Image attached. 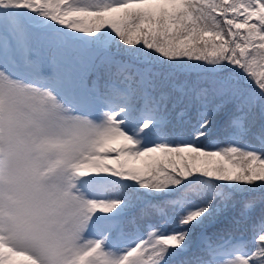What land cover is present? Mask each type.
<instances>
[{
	"label": "snow or ice",
	"instance_id": "snow-or-ice-1",
	"mask_svg": "<svg viewBox=\"0 0 264 264\" xmlns=\"http://www.w3.org/2000/svg\"><path fill=\"white\" fill-rule=\"evenodd\" d=\"M0 264H264V0H0Z\"/></svg>",
	"mask_w": 264,
	"mask_h": 264
}]
</instances>
